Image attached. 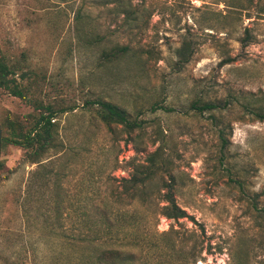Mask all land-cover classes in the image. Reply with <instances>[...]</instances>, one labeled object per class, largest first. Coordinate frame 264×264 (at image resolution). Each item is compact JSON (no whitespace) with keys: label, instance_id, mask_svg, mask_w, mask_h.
I'll use <instances>...</instances> for the list:
<instances>
[{"label":"rangeland","instance_id":"1","mask_svg":"<svg viewBox=\"0 0 264 264\" xmlns=\"http://www.w3.org/2000/svg\"><path fill=\"white\" fill-rule=\"evenodd\" d=\"M0 48L32 86V103L0 88L2 140L7 118L34 119V101L66 110L54 119L64 147L43 168L2 142L0 264H80L74 238L103 227L97 203L161 146L188 217L159 214L154 181L134 264H264V121L251 111L264 106V0H0ZM96 98L138 127H107ZM198 98L228 105L198 113Z\"/></svg>","mask_w":264,"mask_h":264},{"label":"trees","instance_id":"2","mask_svg":"<svg viewBox=\"0 0 264 264\" xmlns=\"http://www.w3.org/2000/svg\"><path fill=\"white\" fill-rule=\"evenodd\" d=\"M182 50L179 51L180 59L183 57ZM17 75V70L9 63L0 48V88L5 89L14 97L29 100L32 86L20 82ZM33 103L37 114L30 123H28V118L23 120L16 117L7 118L4 121L8 134L2 142L23 148L25 160L43 168L45 156L50 149L64 147L63 144L58 143L59 122L54 119L66 110L59 111L50 103L44 104L37 101ZM87 104L94 118L109 128L114 124H119L130 132L138 127L128 110L113 101L96 98L87 101ZM227 105L221 101L198 98L192 102L191 108L198 113H204L225 109ZM251 111L257 119L264 121V106L254 105ZM220 135L224 139L223 130ZM130 164L132 173L129 177L121 179L122 192H118L117 199L111 200L107 197L95 206L94 223L96 226L103 225V227H90L86 229L87 231L80 230L79 234H76L74 240L78 242L82 250L80 264L135 263L136 249L147 247L149 239L140 232L139 206L152 203V192L149 191L151 184L156 180L160 182L157 191L161 193L163 203L159 204V214L170 219L188 217V212L176 199L174 161L164 146L148 153L143 160L133 159ZM122 194H126L125 197ZM61 202L65 203L64 200ZM118 207H121V210H118ZM80 216L82 219L85 218L83 213ZM83 222L90 224L91 220L87 219ZM63 236L68 237L67 233Z\"/></svg>","mask_w":264,"mask_h":264},{"label":"water","instance_id":"3","mask_svg":"<svg viewBox=\"0 0 264 264\" xmlns=\"http://www.w3.org/2000/svg\"><path fill=\"white\" fill-rule=\"evenodd\" d=\"M2 126L0 123V158H1V150H2Z\"/></svg>","mask_w":264,"mask_h":264}]
</instances>
